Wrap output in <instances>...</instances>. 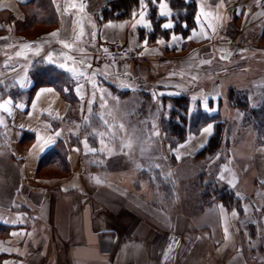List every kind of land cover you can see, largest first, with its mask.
I'll list each match as a JSON object with an SVG mask.
<instances>
[{"label":"crops","instance_id":"0c3cea01","mask_svg":"<svg viewBox=\"0 0 264 264\" xmlns=\"http://www.w3.org/2000/svg\"><path fill=\"white\" fill-rule=\"evenodd\" d=\"M24 1L0 0V11L15 17L0 32V264H250L238 244L232 210L219 201L199 212L156 204L127 175L88 157L92 142L81 128L92 117L101 118L98 130L108 137L98 133L94 143L101 148L112 143L114 130L123 129L117 117L151 116L149 130L164 156L179 164L194 156L212 135L215 119L193 124L185 140L171 147L161 123L168 98L188 93L190 117L197 111L221 120L235 114L228 90L250 80L231 77L230 63L264 36V0H197L189 34L172 27L168 38L155 42L138 32L151 27L147 3L128 19L104 20L109 0H50L55 24H39L46 29L31 36L19 30ZM160 3L169 16L160 14ZM157 11L162 27L175 26L168 0H159ZM114 41L142 51L147 62L100 61V45ZM39 61L71 76L78 119L70 121L75 107L53 84L38 86L30 98L4 94L13 86L29 90L31 69ZM131 96L139 107L126 113L121 99ZM209 125L211 132H204ZM53 148L65 154L67 169L53 163L41 169L53 174L39 173L42 156ZM226 150L231 160L221 179L262 197L264 145L245 131Z\"/></svg>","mask_w":264,"mask_h":264},{"label":"rangeland","instance_id":"374dc122","mask_svg":"<svg viewBox=\"0 0 264 264\" xmlns=\"http://www.w3.org/2000/svg\"><path fill=\"white\" fill-rule=\"evenodd\" d=\"M44 29L46 27L43 25H34V28L27 34L33 36ZM252 48L254 50L249 51L250 53L246 56L231 62L229 70L231 77L245 76L251 83H246L248 85L241 87L230 86L228 96L232 89L241 90L248 93L250 105L257 107L264 97V36L259 38ZM147 60L148 58L135 59L133 62L144 63ZM244 65L249 69L243 70L244 73L239 72L238 69ZM138 102L135 96H131L121 99L120 106L128 113L139 107ZM171 105L172 102L167 101V107L170 108ZM167 110L169 111L168 108ZM234 113L226 120L223 146L207 161L188 157L179 164L170 155L164 156L160 147L161 143L155 140V135L149 130L151 116L137 115L117 117L118 126H123V129L118 127V130H114L112 143H101V148L95 147L100 143L94 142L99 135L108 138L105 136L107 131H99L102 124L101 118L92 117L88 124H85L86 127L84 126L91 131V134H95L94 138L91 137L93 142L89 143L90 148L88 149L92 151L88 157L107 163L108 168L127 175L135 189L146 191L158 205L171 211L182 206L188 212H199L206 183H216L220 188L228 185V182L221 178L226 174L225 162L231 160V153L226 149L231 147L232 140L243 136L245 131H252L256 141L255 131L251 124L245 122L242 111L234 108ZM164 135L166 144L172 147L168 141L170 137L166 133ZM40 171L41 174L54 173ZM176 177L180 178L176 179ZM242 207L244 209L242 213L232 210L234 220H236L234 227L238 244L250 258V264H264V194L262 197L246 196Z\"/></svg>","mask_w":264,"mask_h":264},{"label":"trees","instance_id":"16d2710c","mask_svg":"<svg viewBox=\"0 0 264 264\" xmlns=\"http://www.w3.org/2000/svg\"><path fill=\"white\" fill-rule=\"evenodd\" d=\"M153 0H144L149 6V17L151 21V27H139L138 32L141 38H147L149 42H155L158 38H168L171 30L162 27L164 17L160 16L157 11V2ZM171 8L174 11L173 20L175 22L174 31L181 33L183 36H187L190 30L196 24V14L198 9L197 0H168ZM23 10L26 13V18L19 23V30H24L26 33L34 25L38 24H55L56 17L55 13L51 11L50 0H25L21 3ZM141 0H109L102 9V19L104 20H122L130 18L135 12L141 8ZM15 17L8 11H0V32L3 30L2 24L5 22H12ZM31 76L33 78L32 87L23 91L13 86L4 92L5 95H10L13 98L27 95L30 98L32 92L40 85L53 84L64 96L69 98L72 102L73 110L70 121L75 120L76 112V99L72 93V78L63 69L57 66L39 61L36 62L31 69ZM248 93H244L238 89H232L229 92L228 100L233 108H237L242 111L245 122L251 124L256 135V143L264 145V97L261 100L260 105L253 107L249 103ZM169 101L172 105L169 108L168 113L162 117L161 123L164 133L169 138V143L173 146L178 142L185 140L188 130L193 124L201 125L205 124L211 119H215L214 131L207 143L194 155L193 158L205 159L209 158L218 153L220 148L223 146L225 138V127L226 120H221L217 116L208 115L203 111H197L195 116L190 117L188 115L189 109V95L186 92H182L175 96L169 97ZM83 125L81 131L88 134V139L95 137V134H91L88 128ZM85 128V129H83ZM1 129V127H0ZM87 129V130H86ZM93 142V140L91 141ZM56 163L59 167L67 169V159L65 154L61 153L58 148H53L45 153L38 166V172L44 166ZM248 196L243 191L234 189L229 185L220 188L216 183H206L204 191L202 193V205L204 208L217 201L221 202L228 210H236L240 213L244 211L242 205Z\"/></svg>","mask_w":264,"mask_h":264},{"label":"built area","instance_id":"2783aa9c","mask_svg":"<svg viewBox=\"0 0 264 264\" xmlns=\"http://www.w3.org/2000/svg\"><path fill=\"white\" fill-rule=\"evenodd\" d=\"M98 57L100 61L105 63H113L119 60H145L147 58L142 51L127 47L119 41L105 42L100 45Z\"/></svg>","mask_w":264,"mask_h":264},{"label":"snow or ice","instance_id":"6c2138e0","mask_svg":"<svg viewBox=\"0 0 264 264\" xmlns=\"http://www.w3.org/2000/svg\"><path fill=\"white\" fill-rule=\"evenodd\" d=\"M153 2H156V0H153ZM141 4H142V6H146V5L144 4V0H141ZM166 7H167V5L164 4V3H160V4H159L160 14L163 15V16H169V15H170L169 12L164 11V9H165ZM134 15H135V13H134ZM141 15H143V13H141ZM197 20H199V17H197ZM163 27H164L165 29H168V28H172V27H174V25L171 24V23H165V24L163 25ZM193 35H195V33H193ZM173 39H175L174 36H173ZM145 43H146V41H145ZM159 43H164V41L161 40V41H159ZM64 46H65V47H69V45H67V44H65ZM25 47H27V45H26ZM70 71H73V72H74L75 70L72 69V70H70ZM80 75L83 76L84 73H80ZM95 87H97V86L94 84V85H93V88H95ZM125 87H127V86H125ZM94 99H95V91L93 92V100H94ZM203 131L206 132V133H210V132H211V125H209L207 128H205ZM41 139H42V138H41ZM50 142H51L50 140H49V141H44L45 144H46V143H50ZM34 147H35V146H34ZM39 147H40L41 150H42V148H43V144H40Z\"/></svg>","mask_w":264,"mask_h":264}]
</instances>
